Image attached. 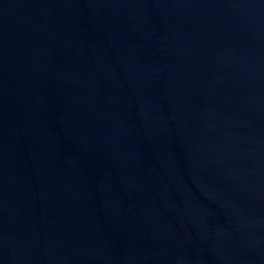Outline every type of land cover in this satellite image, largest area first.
<instances>
[{
	"label": "water",
	"instance_id": "obj_1",
	"mask_svg": "<svg viewBox=\"0 0 264 264\" xmlns=\"http://www.w3.org/2000/svg\"><path fill=\"white\" fill-rule=\"evenodd\" d=\"M0 264H264V0H0Z\"/></svg>",
	"mask_w": 264,
	"mask_h": 264
}]
</instances>
